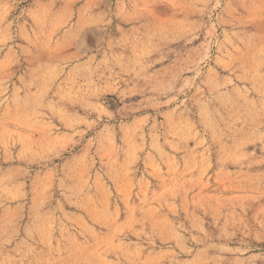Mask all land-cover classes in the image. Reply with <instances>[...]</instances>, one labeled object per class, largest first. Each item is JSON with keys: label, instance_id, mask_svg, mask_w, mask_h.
Wrapping results in <instances>:
<instances>
[{"label": "rangeland", "instance_id": "rangeland-1", "mask_svg": "<svg viewBox=\"0 0 264 264\" xmlns=\"http://www.w3.org/2000/svg\"><path fill=\"white\" fill-rule=\"evenodd\" d=\"M0 264H264V0H0Z\"/></svg>", "mask_w": 264, "mask_h": 264}]
</instances>
